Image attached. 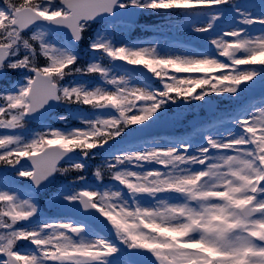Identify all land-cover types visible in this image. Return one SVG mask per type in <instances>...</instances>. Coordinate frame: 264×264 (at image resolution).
I'll return each mask as SVG.
<instances>
[{"label": "snow or ice", "instance_id": "snow-or-ice-1", "mask_svg": "<svg viewBox=\"0 0 264 264\" xmlns=\"http://www.w3.org/2000/svg\"><path fill=\"white\" fill-rule=\"evenodd\" d=\"M144 15L179 18L198 47L117 44ZM13 74L0 264H264V0H0V80ZM61 107L79 127L48 122ZM201 109L186 133H152Z\"/></svg>", "mask_w": 264, "mask_h": 264}, {"label": "rangeland", "instance_id": "rangeland-1", "mask_svg": "<svg viewBox=\"0 0 264 264\" xmlns=\"http://www.w3.org/2000/svg\"><path fill=\"white\" fill-rule=\"evenodd\" d=\"M181 20L179 18L172 21V25L169 26L168 22L163 19V21L156 18V21L154 22V25L152 27H142L140 26L141 33L140 35L142 37H145L143 40L135 41L134 37L128 36L132 32V29H129L128 31L124 32L123 35H121L119 32L116 33V39L119 43L127 40L135 41L137 43H146L149 41L155 42L160 48L164 49L165 51H174V52H181L185 49H191L190 44L194 42L195 40L186 32H184L182 29L177 30L175 27L176 25L180 24ZM97 31V30H95ZM161 35H164L167 37V39H164ZM174 37L182 42V45L173 44L171 43V38ZM118 43V44H119ZM90 58V55H89ZM254 103H258L259 100L253 101ZM201 110H194V113L197 116L201 115ZM171 114V113H170ZM183 119V121L186 119ZM77 121V120H75ZM192 120L188 123L191 124ZM177 128V125H176Z\"/></svg>", "mask_w": 264, "mask_h": 264}]
</instances>
